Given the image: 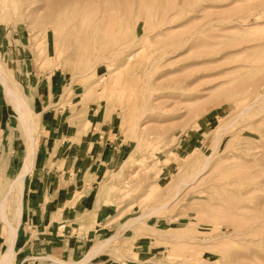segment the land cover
I'll use <instances>...</instances> for the list:
<instances>
[{
    "label": "rangeland",
    "instance_id": "1",
    "mask_svg": "<svg viewBox=\"0 0 264 264\" xmlns=\"http://www.w3.org/2000/svg\"><path fill=\"white\" fill-rule=\"evenodd\" d=\"M0 35L5 83L27 102L16 133L25 138L20 112L36 135L45 111L37 99L30 108L21 87L26 60L40 79H63L46 110L61 108L78 128L91 116L110 122L124 145L100 189L116 203L118 223L105 232L117 236L93 262L264 264V0H0ZM65 128L56 139L73 156L81 137ZM65 157L47 169L72 188ZM12 183L0 179V262L6 228L18 223ZM98 214L87 205L74 220L95 229Z\"/></svg>",
    "mask_w": 264,
    "mask_h": 264
},
{
    "label": "crops",
    "instance_id": "2",
    "mask_svg": "<svg viewBox=\"0 0 264 264\" xmlns=\"http://www.w3.org/2000/svg\"><path fill=\"white\" fill-rule=\"evenodd\" d=\"M16 39L13 38V41ZM20 42L23 43V38H20ZM4 45L7 43L0 47ZM15 45L17 47L9 48L7 52L10 53L21 48L20 44L16 43ZM23 51L26 50L23 48ZM20 58H22L21 54H19ZM21 65L22 72L19 75V80L22 81L23 86L21 87L26 93L30 108L36 109L35 99H37L45 111H39V114L44 112L40 132L34 134L35 126L29 118L27 121L29 125L25 122V130H27L25 138L16 133L19 123L15 124V118L19 120V117L15 113L18 108L15 103L14 105L11 103L15 96L8 93L0 79V179L6 177L15 181L23 173L25 176L23 179L22 218L18 224L16 245L21 237L24 243L21 246L22 249L17 252L16 258H19V264H36L35 260L41 261V264H100L99 261L93 262L98 257L97 255L93 256V253L102 249L110 237L105 229L111 226L109 230H112L118 223L117 220H112L118 210L116 203L113 198H103L108 189L105 185L104 190H100L102 189L101 180L105 178L107 168L113 169L119 166L122 161L124 145L119 138L110 137V122L104 124L102 120L97 121L98 118L91 116L88 119L90 124L87 127L78 128L76 125H71L68 120L63 122V115L60 114L63 113L61 108L59 112L54 106L46 110V107L52 102L55 103L53 98L63 87L62 77L59 78L56 73H53L50 77L40 79L26 60H23ZM29 85H32L33 88L31 93H27L26 90ZM8 86L14 90L9 84ZM46 112L51 116L50 119H46ZM96 123H101L99 129H97ZM63 124H66L65 134L75 137L78 133L81 137V139L74 138L71 144L75 150L73 156L67 155V145L70 142L66 143L56 139L63 131ZM32 125L33 127H31ZM28 129H32L33 133H30ZM28 133L35 136L36 158L33 168L24 170L28 147H30ZM61 156H66L62 164L66 163L68 168H75L76 176L72 178L77 180L73 182L72 188L63 184V173L58 170L57 166L53 168L55 170L53 174L47 169ZM69 176L72 175L68 174L66 177ZM85 184L87 189H81V186ZM109 186L116 188V185ZM87 205L99 213V216L94 220L95 229L88 228L91 223L90 219L84 222L74 220L77 212L85 209ZM109 209L116 210L106 217V210ZM61 211L65 223L59 220ZM0 213H2V209H0ZM109 222L110 224H107ZM0 226H2V222H0ZM83 227L85 232H82ZM80 231L83 234H80ZM94 242L97 243L94 248L96 246L99 248L92 252L94 249L92 247L91 252L85 253L86 249ZM141 252L137 253L141 254ZM104 262L101 261V264Z\"/></svg>",
    "mask_w": 264,
    "mask_h": 264
},
{
    "label": "bare ground",
    "instance_id": "3",
    "mask_svg": "<svg viewBox=\"0 0 264 264\" xmlns=\"http://www.w3.org/2000/svg\"><path fill=\"white\" fill-rule=\"evenodd\" d=\"M1 61H0V69H1ZM0 79L3 81L2 83H4V87H6V90H8V93L15 96V99L17 101L16 103V107L20 110L21 108V105L24 106V103L26 104V101L24 100V97H22L20 94L17 93V91L15 90H12L6 83H5V77L3 75V73L1 72L0 70ZM14 91V92H13ZM7 92V91H6ZM7 93V94H8ZM8 94V95H9ZM27 114V113H26ZM25 113L23 112H20V115L22 117V120L24 122L27 123V121L29 120V115L27 116ZM29 123V122H28ZM27 123V124H28ZM29 125V124H28ZM27 127V126H26ZM30 127V126H29ZM33 127V125L31 126ZM30 127V128H31ZM29 128V129H30ZM28 129V130H29ZM33 129V128H32ZM32 129L29 130L30 133H33L32 132ZM27 131V130H26ZM27 133V132H26ZM29 134V133H28ZM37 137V136H36ZM29 138H30V147L29 148V151H28V156H27V161H26V164H25V167H24V170H29L30 168H32V166H34L35 164V155H36V147H35V136L32 134H29ZM20 176V175H19ZM24 173L21 175L20 178H17V180L13 181L12 185H11V189L16 185L17 186V189L19 190V193H20V197H19V206H18V210H17V214H18V223L17 225L15 226H10L8 229L6 228V240H7V243H8V249L6 251L5 254L2 255V258H1V262L0 264H10L11 263V260L12 258L15 256L14 255V248H15V245L17 243V237H18V224L20 222V219L22 218V205H23V198H22V195H23V189H24ZM15 186V187H16ZM6 199V198H5ZM10 225V224H9ZM7 227V226H6ZM117 236V235H116ZM116 236H111L109 237L106 242L104 243L105 245L108 244L110 241L114 240L116 238ZM118 238V237H117ZM104 242V241H103ZM5 243V241H4ZM101 244V243H100ZM103 245V244H102ZM109 245V244H108ZM104 246V245H103ZM99 247H95L94 249H92V252L93 251H96ZM98 251V250H97ZM91 252V251H90ZM9 262V263H8Z\"/></svg>",
    "mask_w": 264,
    "mask_h": 264
}]
</instances>
